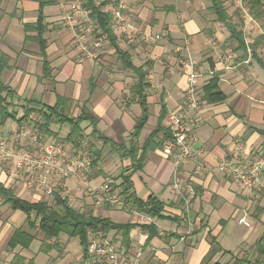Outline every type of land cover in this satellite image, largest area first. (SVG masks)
Returning <instances> with one entry per match:
<instances>
[{
    "label": "crops",
    "instance_id": "crops-1",
    "mask_svg": "<svg viewBox=\"0 0 264 264\" xmlns=\"http://www.w3.org/2000/svg\"><path fill=\"white\" fill-rule=\"evenodd\" d=\"M72 1L55 0L44 8L45 57L52 68V76L47 78L42 76L44 57L40 45L26 40L27 34L37 33L25 31L26 24L38 20L40 2L2 1L0 52L7 56L8 66L1 72V78L14 96L8 98L12 101L13 116L5 121L0 118V140L6 137L8 144L18 150L34 148L33 138L23 130L27 123H34L47 140L66 138L68 125L53 124L50 132L40 129L37 111L44 105H54L58 96H64L69 99V114L77 116L87 101L96 119L93 125L87 120L82 123L88 136L87 146L96 160L91 168V188L71 178L66 183H56L52 194H47L40 184L31 182V173L15 158L2 157L0 182L16 196L31 202H52L58 192L73 207L85 210L93 209L94 205V215L99 213L117 223L148 222L135 220V216L132 219L119 207L94 204L92 192L104 183L116 187L123 197L128 187V193L141 200L151 197L161 200L169 217L153 219L158 233L151 239L149 233L147 238H141L143 229L139 226L131 230L127 247L116 230L98 234L101 240L119 248L122 264H228L234 259L244 260L243 264H264V254H259L256 248L264 239V178L260 176L254 189H248L217 170L220 162L235 156L236 140L248 151L264 154V18L256 20L243 12L244 18L239 20L245 41L252 48L256 46L257 55L250 57L238 48L226 25L211 14L207 0H128L129 12L140 31L135 43L120 41L118 45L129 52L135 66L144 67L149 83L145 90L148 117L135 137L137 120L143 114L139 98L132 92L138 77L122 64L111 45L95 50L94 56L77 48L74 32L64 24ZM144 33L161 34L162 39L150 42ZM189 58L202 73L199 80L204 100L202 121L192 141L194 158L176 167L174 156L163 151L165 143L162 146L158 142L164 139L169 114L184 106ZM213 78L225 98L210 103L204 97V87ZM31 108L36 111L23 119ZM158 126L163 130L143 149ZM133 143L138 156L141 152L145 154L137 170L128 155ZM80 148L70 143L68 153ZM198 163L203 167L195 172ZM4 200L0 194V264H79L84 260L80 239L66 234L61 235L56 248L42 251L45 235L32 228L24 211ZM186 202L190 211L184 218ZM241 217L248 219L250 226L240 224ZM31 218H35L34 214ZM17 230L35 235L29 247L11 246ZM74 238H78L80 247ZM216 247L220 251L209 256Z\"/></svg>",
    "mask_w": 264,
    "mask_h": 264
},
{
    "label": "trees",
    "instance_id": "trees-1",
    "mask_svg": "<svg viewBox=\"0 0 264 264\" xmlns=\"http://www.w3.org/2000/svg\"><path fill=\"white\" fill-rule=\"evenodd\" d=\"M3 0H0V5ZM40 2L39 16L38 20L33 24H26L25 31L29 33L34 31L37 33L36 36L26 35V40L37 41L41 48V54L44 57L43 61V78L52 76V68L47 61L45 54L47 48V41L44 38V33L47 28L45 22L44 8L45 6L55 3V0H38ZM210 3V11L214 14L217 20L223 22L226 27L230 30V37L235 39L238 43V48L247 53V43L245 41V36L243 31L239 28V20L241 21L242 16L235 11V14H231L228 10V5H226L225 0H207ZM244 5L248 8V13L256 20H262L264 18V0H242ZM85 7L90 11V17L96 27L95 35H104L108 38L109 43L116 50L120 61L126 68L132 69L137 77L138 82L132 89V92L136 94L139 98V102L143 108L142 116L137 120L135 127L134 136L137 137L145 124L148 112H147V102H146V88H148L149 83L146 81L147 71L143 66H135L131 60V55L129 52L124 51L120 48L117 42V37L112 28V17L110 14L103 12L101 5L97 4L95 0H84ZM253 49V55H257L256 46ZM260 60L259 62H261ZM264 67V63L262 64ZM8 66L7 56L0 52V118L5 121L12 117V111H10L12 101H9V97L14 96V91L9 85H7L1 78V72ZM94 85L91 84L93 89ZM91 89V90H92ZM204 97L210 103L220 102L224 100L225 96L220 90L217 79L213 78L204 87ZM68 102L69 99L64 96H58L57 101L54 105H44L40 110L37 111L41 119L40 129L43 131H48L51 125H59L60 127L68 125L70 131L66 138H64L65 143H71L74 147H80L85 142H87L88 136L84 133L82 123L84 121H90L93 125L96 123V119L90 109L87 106V101H85L81 106V112L79 115L74 116L68 112ZM36 110L28 109L26 115L23 119L31 112ZM163 117V116H162ZM163 129L157 127L149 136L148 140L143 145V149L149 146L150 141L154 140L155 136L161 132ZM96 131V128L94 129ZM93 131V132H94ZM164 139H161L158 144L162 145L167 142L171 137V131L167 128L163 130ZM128 155H130L133 161V168L135 170L139 169L145 159L144 152L137 155V146L132 145L131 150ZM96 162L95 159L92 161V165ZM126 187L124 189V199L126 204L130 206L131 210H136L150 216L153 219H165L167 216L164 212V204L161 200L151 197L144 201L138 198L135 194H129ZM0 194L5 197V202L9 203L13 208L24 211L28 215L29 222L33 229L42 232L45 235V240L42 243V251H47L48 249H54L58 246L59 238L62 234H66L69 237H78L80 239L81 245L83 247L84 258H87L88 245L91 241V233L95 234H107L112 230H116L122 236L121 243L126 247L128 245V240L130 237V232L134 227H141L143 230L149 233V238L156 236L158 233V227L155 222H150L146 224L142 223H117L109 217H103L100 215H94L90 210H81L73 207L68 198L62 197L58 192L55 193L52 202L40 200L37 202H31L16 196L11 188L5 187L4 184L0 182ZM32 214L35 218L32 220ZM35 238L34 234H30L24 230H17L11 239V246L21 245L23 247H29L30 243ZM53 242V243H51ZM259 254H264V239L260 240L256 245ZM220 251L219 247L212 249L209 256L213 255L216 251ZM244 260L234 259L228 264H243ZM96 264H103L96 261ZM220 264V263H215Z\"/></svg>",
    "mask_w": 264,
    "mask_h": 264
},
{
    "label": "built area",
    "instance_id": "built-area-1",
    "mask_svg": "<svg viewBox=\"0 0 264 264\" xmlns=\"http://www.w3.org/2000/svg\"><path fill=\"white\" fill-rule=\"evenodd\" d=\"M232 1L237 3V8L242 7L243 12H248V8L244 6L242 0H225L228 4ZM97 4L101 5L103 12L111 15L112 28L118 43L126 41L130 45L137 41L140 29L129 12L128 0H98ZM64 24L74 32L77 48L89 56H94L96 54L95 50L99 48L92 49L88 43L89 36L92 33L95 36L96 27H94L95 25L90 17V11L84 5V0H73L70 3L69 13L64 16ZM143 36L150 42H158L162 39L161 34L144 33ZM97 37L99 38L94 42L95 47H100L102 38L108 40L104 35ZM246 43L247 52L251 57L253 56V49L249 42ZM187 65L189 66L188 87L184 93V106L179 112L169 114L168 129L171 131L172 137L163 146L166 155L174 156L176 167L194 158L192 141L195 140L196 130L202 121L201 108L204 103L199 88L202 73L196 68V64L191 58L187 61ZM28 135L36 143L34 148L18 151L9 150L5 141L1 140L0 157H13L20 166H24L30 171L38 170L42 177L39 184L47 194H52L56 183H66L71 178L77 180L82 186L91 188L90 177L93 160L88 150L83 149L79 154H69L65 142L57 138L43 143L40 140H45V138L38 131L32 134L28 133ZM234 152L235 156L232 159L220 162L217 170L242 186L254 189L256 184L260 182V176L264 178V154L248 151L239 140L235 141ZM202 167L203 164L198 163L195 172H200ZM53 178L55 180L52 181ZM175 186L177 187L178 183L175 182ZM93 193H95L97 206H102L105 203L119 208L127 206L124 197L115 193L108 182L104 183L99 189H95ZM190 193L193 197V190ZM187 204L189 202H186L184 218L189 215L190 211ZM131 211L134 213L135 218H146L150 220L148 223L154 222L153 218L144 213L136 210ZM191 221L189 219V222ZM238 222L245 226L251 224L245 217L239 218ZM91 235H94V237L91 236L88 245V257L84 258L79 264H96V261L104 264H122L120 250L116 245L101 240L98 234L91 233ZM147 237L148 232L142 230L141 238Z\"/></svg>",
    "mask_w": 264,
    "mask_h": 264
},
{
    "label": "rangeland",
    "instance_id": "rangeland-1",
    "mask_svg": "<svg viewBox=\"0 0 264 264\" xmlns=\"http://www.w3.org/2000/svg\"><path fill=\"white\" fill-rule=\"evenodd\" d=\"M244 4V3H243ZM226 5H230L229 6V8L231 9H228L229 10V12L231 13V14H235V11H237L241 16H243V10H242V7H240V8H237V3L236 2H234V1H232L230 4H228V2L226 3ZM245 6V5H244ZM212 14V13H211ZM244 18V17H243ZM95 27V26H94ZM97 36H99V35H93V33L89 36V46L92 48V49H97V48H99L98 50H100V49H102V50H104L106 47H108V46H110L111 44L109 43V40H106V39H104V38H102L101 39V45H100V47H95V41H97L98 40V38L99 37H97ZM100 55V53H98V56ZM37 129V127H35V125H34V123H27L25 126H24V128H23V130H24V132H28L29 134H32V133H35L36 131H38V129ZM39 132V131H38ZM58 140H60V141H62V142H64V138H57ZM1 140H4L5 141V143H6V146H7V148L9 149V150H14V151H18V149H15V147H13V146H10V144H8V142H9V140L6 138V137H4V138H2ZM0 140V141H1ZM41 142H46V141H49V140H47V139H41L40 140ZM66 144V150L68 151V148L70 147V143H65ZM87 142H85L84 144H83V146H81V148L78 150V149H74L73 150V152H71V153H69V154H79V152L80 151H83V149H86V150H88L89 152H90V154H91V156H92V160H93V154H92V150L90 149V147L89 146H87ZM20 150V149H19ZM8 159H14L13 157H10V158H8ZM26 168V167H25ZM27 169V168H26ZM28 170V169H27ZM31 173V174H30ZM29 174H30V178H31V182L33 183V184H39L40 183V181L42 180L41 178V174H40V172L38 171V170H34V171H30L29 170ZM41 179V180H40ZM90 179H91V177H90ZM92 181V180H91ZM114 187V186H113ZM111 188H112V186H111ZM113 189V188H112ZM114 189H116V190H118L116 187H114ZM113 189V190H114ZM89 192H92V191H89ZM114 192L115 193H117V194H119V195H121L120 194V191L118 190V191H115L114 190ZM93 193V192H92ZM92 196H95V193H93L92 194ZM122 196V195H121ZM94 199H95V197H94ZM94 204H96V201H95V203ZM76 205V207H81L82 205H78V204H75ZM97 205V204H96ZM91 206V205H90ZM89 206V207H90ZM83 207V206H82ZM102 207H116V206H112V205H110V204H107V203H105V204H103L102 205ZM120 209H122L123 211H125V213H128V214H130L131 215V218L133 219V217H134V213L131 211V209H130V206L129 205H127L126 207H124V208H120ZM85 210H90V211H92V212H94V205H93V209H89L88 207H86V209ZM98 213V212H97ZM99 214V213H98ZM97 214V215H98ZM100 215V214H99ZM101 216V215H100ZM135 220H141V221H146V222H148V221H150L149 219H146V218H141V217H137ZM74 241L78 244V246L80 247V244H79V240H78V238H74Z\"/></svg>",
    "mask_w": 264,
    "mask_h": 264
}]
</instances>
